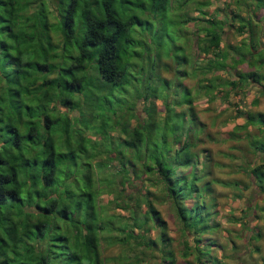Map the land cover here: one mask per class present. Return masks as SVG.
<instances>
[{"label": "trees", "instance_id": "obj_1", "mask_svg": "<svg viewBox=\"0 0 264 264\" xmlns=\"http://www.w3.org/2000/svg\"><path fill=\"white\" fill-rule=\"evenodd\" d=\"M168 4L169 0H148L146 8L140 3L149 12ZM239 5L248 17L231 13L228 18L238 19L237 25L208 18L211 27L220 26L216 31L206 29L202 38L197 36L206 61L191 78L204 95L220 85L228 91L246 83L264 85V56L253 60L259 55L257 35L261 45L264 38V16L257 18L264 0H256L252 8ZM144 22L136 15H119L112 0H0V264H103L101 248L110 245L142 249L136 264L152 260L155 250L157 264H175L165 222L147 198L150 194L135 197L134 208L125 201L131 197L124 188L137 167L145 176L143 182L161 186L160 200L171 204L181 232L193 242L190 247L182 241L180 257L192 254L195 262L206 264L200 236L209 219L202 197L209 183L192 151L198 139L191 128L184 131L182 127L184 114H178L180 125L168 127L170 99L163 98L164 115L158 118L154 95L138 99L137 103H143L141 117L136 103L131 107L120 103V110L106 115L98 109L88 113L75 109L79 96L84 101L88 85H96V92L109 87L133 94L125 90L137 87L139 79L131 81L127 72L142 73L143 66L135 54H128L129 30ZM231 27L244 37L221 48L223 35ZM228 57L232 78L211 76L224 70L220 61ZM253 62L257 69L237 71L242 64L252 67ZM183 101L192 103L190 98ZM188 110L193 123L195 114ZM242 114L245 122L240 129L255 118L264 124L259 112L237 113ZM131 120L134 126L129 125ZM88 134L104 139L100 150L97 144L84 145L90 142ZM117 144L126 151H115ZM92 161H96L93 166ZM114 161L117 170L107 171ZM248 174L255 185L263 186L264 163L250 168ZM103 194L111 195L105 204L99 202ZM111 204L128 215L110 213ZM141 205L144 210L139 211ZM150 222L158 229L157 242L145 235ZM146 250L149 254L143 253Z\"/></svg>", "mask_w": 264, "mask_h": 264}, {"label": "rangeland", "instance_id": "obj_2", "mask_svg": "<svg viewBox=\"0 0 264 264\" xmlns=\"http://www.w3.org/2000/svg\"><path fill=\"white\" fill-rule=\"evenodd\" d=\"M140 3L147 8L148 0H112L113 7L119 15L123 14L124 17L136 15L145 21L142 25L134 24L129 30L132 44H129L128 54L132 56L135 54L136 62L143 66L142 73L129 70L127 72L131 81L139 79L137 87L133 88L130 85L125 90L133 94L127 92L128 94L124 95L123 89L111 90L109 87L101 93L96 92V85H88L89 91L84 93V101L79 96V101H75L77 103L75 109L84 113L98 109L100 115H106L120 110L121 104L124 107H131L136 103L135 110L141 117L143 103L140 100L137 103L138 99L147 97L149 100L154 95L157 117L162 118L164 115L162 100L168 97L170 104L167 105V115L170 124L167 126L171 127L175 123L180 125L178 114H184L182 127L184 131L191 128L194 137L198 139L192 151L198 156V169L203 167V172L206 174L204 180L209 183L206 194L202 196L209 215L206 231L200 236L203 259H206V264H264V181L263 186L260 183L255 185L248 174L250 168L264 163V124H259L258 119L256 121L255 118L254 122L240 129L238 126L244 124L245 117L243 114L241 117L237 115L239 111L244 114L259 112L264 115V85L260 87L253 82L246 83V85L241 84L243 87L238 86L231 91L220 85L209 91L206 96L197 88L196 79L191 78L196 67L203 66L206 61V54L197 46V36L202 38L206 29L216 31L220 26V23H216L211 27L206 23V19L219 22L223 20L225 23L237 25L238 19L228 18L231 13L237 12L245 18L248 16L243 6L236 7V5L245 3L252 8L256 0H237V2L169 0V4L163 10L156 12H149L147 9L143 11ZM263 16L264 10L261 9L257 18ZM252 17L251 21L254 20ZM194 18L197 20L194 21ZM262 21L264 22V19ZM225 34L224 40L222 39L220 43L221 48L226 42L235 44L244 37L237 34L234 27ZM261 41L264 46V38H261ZM256 45L260 56H255L253 59L255 62L263 60L264 56V47L259 43L258 35ZM220 63L226 66L224 70L212 73L211 76H216V79L220 80L232 78V61L229 57L225 62L220 61ZM239 67L237 71L241 70L245 73L258 68L255 63L252 67H246L244 64ZM261 73L264 74V66ZM152 88L155 90L154 93ZM224 93L227 94L225 97H223ZM189 98L192 100L191 105L183 101ZM189 108L196 117L193 123L190 121ZM134 124L135 120L129 122L130 126ZM163 130L159 129L161 132ZM87 137L90 139V142H84L87 148L97 144L98 149H101L104 141L102 137L89 134ZM115 141L113 139L111 142ZM157 143L160 144L159 138ZM114 148L120 153L126 151L125 146L121 144H117ZM95 162L92 161L91 165H95ZM117 166V162H111L107 171L113 173L117 170ZM144 178L138 167L134 173H130L131 182L124 188V193L131 198L125 199L126 203L134 208V198L144 196L148 192L150 195L147 198L165 222L166 235L171 239L169 249L174 256L175 264H186V262L199 264L193 260L192 254L186 258L180 257L182 241H186L190 247L193 242L181 232L171 204L160 200L161 186L143 182ZM258 185L260 188H257ZM116 188L121 189L119 185ZM110 198L111 195L103 194L99 202L105 204ZM142 210L144 205H141L139 211ZM108 211L128 215L127 210L112 204L109 205ZM149 225L145 235L157 242L158 229L153 227L151 222ZM132 246H129L130 250L119 245L103 246L100 255L103 264H115L117 262L115 258L118 256L122 259L116 264H136V259L141 258L137 253H141L142 249L137 252L135 245ZM157 246L159 247L160 244L157 243ZM143 253L149 254V251ZM152 255V260L149 257L142 264H157L155 259L159 256V252L155 250Z\"/></svg>", "mask_w": 264, "mask_h": 264}]
</instances>
